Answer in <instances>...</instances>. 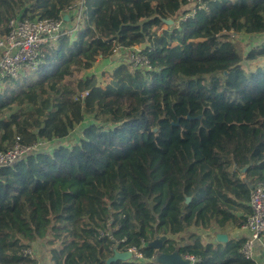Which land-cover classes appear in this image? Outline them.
I'll list each match as a JSON object with an SVG mask.
<instances>
[{
    "label": "trees",
    "instance_id": "1",
    "mask_svg": "<svg viewBox=\"0 0 264 264\" xmlns=\"http://www.w3.org/2000/svg\"><path fill=\"white\" fill-rule=\"evenodd\" d=\"M64 15L39 65L2 80L0 151L43 144L0 168V264H38L37 243L51 264H106L114 248L145 264L174 251L256 264L239 256L245 239L197 229L241 228L251 186L264 187V43L237 38L264 34V0H0V38L11 18ZM135 46L147 66L127 63ZM113 57L109 82L78 76Z\"/></svg>",
    "mask_w": 264,
    "mask_h": 264
},
{
    "label": "built area",
    "instance_id": "2",
    "mask_svg": "<svg viewBox=\"0 0 264 264\" xmlns=\"http://www.w3.org/2000/svg\"><path fill=\"white\" fill-rule=\"evenodd\" d=\"M194 12L191 13V16ZM187 18L184 17V21ZM64 20L54 19H33L20 20L11 18L8 23V31L5 36L0 38V88L2 80L16 78L24 69L36 67L41 62L42 48L46 45L52 46L64 32ZM71 34V31L68 32ZM264 37V34L262 35ZM144 46H135L127 51V63L133 68L147 66L148 58L144 54ZM14 145L7 151H0V168L14 164L15 161L22 159L23 156L34 150V148L43 143H34L32 146L23 145L18 138ZM249 202L251 213L246 217L243 228L247 232L244 243L239 250V256L244 259L252 260L255 244L264 241V187L263 184L256 183L251 186L249 193ZM112 239L111 234L107 235ZM115 241V247L118 242ZM122 241V240H121ZM146 245L142 242V247ZM116 252H129V261L135 264H144L150 262L137 248H129L126 251L116 250ZM24 255L32 257V250L27 249ZM193 264L191 256H183Z\"/></svg>",
    "mask_w": 264,
    "mask_h": 264
},
{
    "label": "rangeland",
    "instance_id": "3",
    "mask_svg": "<svg viewBox=\"0 0 264 264\" xmlns=\"http://www.w3.org/2000/svg\"><path fill=\"white\" fill-rule=\"evenodd\" d=\"M165 28H166V26H163L162 29H165ZM237 38L239 40V44L242 45V48H244L246 50H249L252 48L256 49L259 45L264 43V37L263 36H259V37L256 36V38H250V37H248V35L240 33V34H238ZM118 57H121V56H118ZM117 61H119V58H116V57L110 58L107 61L101 60L99 58L95 61L94 66L90 70L85 71L82 74H79L78 76L93 75L100 82H103V81L109 82L108 76L113 69L114 63ZM259 63L260 62L257 61V62H254L251 64V62L244 61L243 65L246 69L254 70L256 68L257 64H259ZM77 131L78 130L71 133L70 140H72L75 137V135L77 134ZM37 253L38 254L36 255V259L39 260L38 264H51L50 260H49L48 253L42 252L41 250H38ZM40 254L43 257L40 258Z\"/></svg>",
    "mask_w": 264,
    "mask_h": 264
},
{
    "label": "water",
    "instance_id": "4",
    "mask_svg": "<svg viewBox=\"0 0 264 264\" xmlns=\"http://www.w3.org/2000/svg\"><path fill=\"white\" fill-rule=\"evenodd\" d=\"M198 5L197 1H194L192 3H190L187 6L183 7V11H189V10H194V8H196ZM158 16V15H156ZM159 18L161 19V21L166 25V26H173L174 22L170 19H163L159 16ZM63 20L67 21V15L63 16ZM188 117V116H187ZM190 118V117H188ZM247 169V166L241 168L239 170V172L241 174H243L245 172V170ZM190 199L187 198V202ZM165 236H159L156 237L153 241L148 243V247L152 248L153 250H159V248L162 246L163 242L165 241ZM217 242L221 243V242H226L227 238L224 234H220L216 236ZM130 253L129 252H116L114 251L112 256H110L107 260H106V264H110L112 262H116L119 260L122 261H129L130 259ZM152 262H154L155 264H190V260L184 258L183 256L178 254V251H174L171 254H165V253H159L156 256H154L151 260Z\"/></svg>",
    "mask_w": 264,
    "mask_h": 264
},
{
    "label": "crops",
    "instance_id": "5",
    "mask_svg": "<svg viewBox=\"0 0 264 264\" xmlns=\"http://www.w3.org/2000/svg\"><path fill=\"white\" fill-rule=\"evenodd\" d=\"M197 232H199L201 236L205 238L209 237V239L210 238L213 239V241L215 242H217L216 236L220 234H224L226 236L227 238L226 242L232 241V240H238L241 238L245 239V237L247 236V232L245 231L243 226H241V228H232L229 226H224L221 229L211 228L208 230L202 229L200 227L197 229ZM226 242H222V243H226ZM32 247L34 251L40 250V245L38 243L33 244ZM36 254H35V258H36ZM41 257L42 256L40 254V258ZM252 260H254L256 264H264V241H262V243L255 244Z\"/></svg>",
    "mask_w": 264,
    "mask_h": 264
}]
</instances>
